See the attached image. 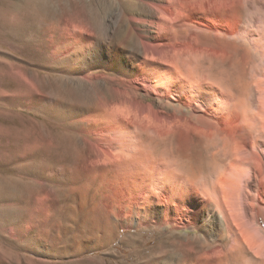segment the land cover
<instances>
[{
	"label": "bare ground",
	"instance_id": "6f19581e",
	"mask_svg": "<svg viewBox=\"0 0 264 264\" xmlns=\"http://www.w3.org/2000/svg\"><path fill=\"white\" fill-rule=\"evenodd\" d=\"M42 1L60 17L52 55L107 93L62 106L80 135L71 164L53 142L27 149L32 242L60 194L66 246L105 212V241L136 230L123 243L144 264H264V0H78L98 27ZM147 229L166 235L149 248Z\"/></svg>",
	"mask_w": 264,
	"mask_h": 264
},
{
	"label": "rangeland",
	"instance_id": "374dc122",
	"mask_svg": "<svg viewBox=\"0 0 264 264\" xmlns=\"http://www.w3.org/2000/svg\"><path fill=\"white\" fill-rule=\"evenodd\" d=\"M68 1L72 5L69 17L98 27V19L86 12L78 0ZM43 6L42 0H0V264H144L123 243V238L136 230L119 225L113 232L116 237L111 236L113 242L105 241L109 235L105 212L99 215L98 228L90 231L92 234L89 232L87 239L79 233L85 239L82 246L62 244L60 238L65 236L63 225L66 224L61 216L66 215L67 208L60 194H50L51 210L44 215L45 221L36 233L39 235L35 234L45 242L37 241L40 245H35L27 234L31 216L27 208V149L38 143L48 146L53 142L52 155H61L63 164H71L80 135L73 130L69 119L59 116L62 106L83 104L89 98L87 93L91 97L107 93L105 90L86 92L74 81L72 71L52 55L48 43L53 34L50 26L56 25L60 17L55 16V7L47 12ZM217 68L220 69L219 65ZM231 71V66H227L226 72ZM244 74L251 80L255 69L248 68ZM46 108L55 113L43 112L42 116ZM57 186L47 183L44 191H56ZM99 199L96 202H103ZM99 216H96L98 220ZM159 230L138 233L153 236L149 247L153 248ZM160 231L166 235L165 229Z\"/></svg>",
	"mask_w": 264,
	"mask_h": 264
}]
</instances>
